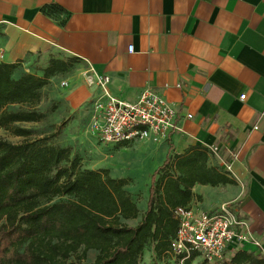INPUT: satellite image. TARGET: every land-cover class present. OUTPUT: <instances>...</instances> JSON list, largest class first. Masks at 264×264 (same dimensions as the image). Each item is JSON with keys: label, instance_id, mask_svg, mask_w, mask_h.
Returning <instances> with one entry per match:
<instances>
[{"label": "crops", "instance_id": "0c3cea01", "mask_svg": "<svg viewBox=\"0 0 264 264\" xmlns=\"http://www.w3.org/2000/svg\"><path fill=\"white\" fill-rule=\"evenodd\" d=\"M51 2L69 12L63 26L40 11ZM56 55L80 60L51 78L38 105L56 102L50 116L65 121L63 137L66 127L79 134L101 95L89 75L106 76L108 93L127 101L151 87L176 109L178 129L159 142L113 143L112 151L158 153L159 167L168 155L205 147L207 166L233 182L195 184L188 206L233 203L264 249V0H0V62L26 58L29 70ZM132 194L138 206L141 194Z\"/></svg>", "mask_w": 264, "mask_h": 264}, {"label": "trees", "instance_id": "16d2710c", "mask_svg": "<svg viewBox=\"0 0 264 264\" xmlns=\"http://www.w3.org/2000/svg\"><path fill=\"white\" fill-rule=\"evenodd\" d=\"M40 11L60 26L69 17L55 2ZM25 60L0 62V129L22 138L0 137V264H143L146 250L151 255L145 264H178L170 252L178 225L174 209L188 206L195 184L233 180L207 166L205 147L191 146L168 155L156 169L140 214L138 197L125 189L128 178L84 167L82 157L61 142L65 121L20 125L47 121L57 104L38 106L43 88L80 60L50 56L43 67L23 70ZM139 216L134 226L126 223ZM221 264H264V258L253 248H241Z\"/></svg>", "mask_w": 264, "mask_h": 264}, {"label": "built area", "instance_id": "2783aa9c", "mask_svg": "<svg viewBox=\"0 0 264 264\" xmlns=\"http://www.w3.org/2000/svg\"><path fill=\"white\" fill-rule=\"evenodd\" d=\"M132 49V45H128L127 51ZM87 81L101 89V95L91 101L89 116V129L100 141L131 143L150 139L159 142L170 130L178 129L176 109L151 87H145L134 101H127L108 93L106 76L89 75ZM66 85L65 81L61 82V86ZM244 97L245 93L239 95L240 100ZM210 150L215 152L216 147ZM226 168L230 170V165ZM174 217L178 225L170 241V252L178 264L196 258L207 264H221L228 259L227 251L234 253L245 245L264 258L262 242L253 235L248 219L237 212L233 203H223L214 210L178 206L174 209Z\"/></svg>", "mask_w": 264, "mask_h": 264}, {"label": "rangeland", "instance_id": "374dc122", "mask_svg": "<svg viewBox=\"0 0 264 264\" xmlns=\"http://www.w3.org/2000/svg\"><path fill=\"white\" fill-rule=\"evenodd\" d=\"M44 66V63H38L35 69ZM87 75L88 68L83 69ZM44 103L41 107H44ZM58 116H49L46 122L33 124L21 123L24 127H41L52 122L59 123ZM81 126L79 134H75L70 127L64 130V137L61 135V142L64 145L72 147V152H77L83 159V165L87 168H107L112 177L129 178L131 181L125 188L132 193L141 194V200L138 201L139 209L145 207V201L149 193L151 177L154 170L158 167L159 161L156 155L148 154L145 150L133 149L132 146L120 147L112 151L113 143L100 141L96 134L89 129V122ZM78 131V130H77ZM85 131V132H84ZM0 137L11 142H19L21 137H16L11 133L0 129ZM60 141V140H59ZM147 202V201H146ZM128 225L133 222H127ZM250 247L249 245H245ZM239 246L236 245V248ZM151 252L146 250L143 255V264L150 260ZM92 253L87 252L85 261L92 259ZM228 260V259H227ZM201 258H196L190 264H199Z\"/></svg>", "mask_w": 264, "mask_h": 264}]
</instances>
